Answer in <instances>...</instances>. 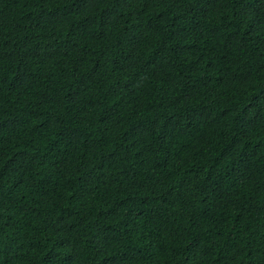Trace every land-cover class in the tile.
<instances>
[{"label":"trees","instance_id":"obj_1","mask_svg":"<svg viewBox=\"0 0 264 264\" xmlns=\"http://www.w3.org/2000/svg\"><path fill=\"white\" fill-rule=\"evenodd\" d=\"M0 264H264V0H0Z\"/></svg>","mask_w":264,"mask_h":264}]
</instances>
